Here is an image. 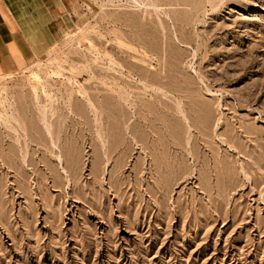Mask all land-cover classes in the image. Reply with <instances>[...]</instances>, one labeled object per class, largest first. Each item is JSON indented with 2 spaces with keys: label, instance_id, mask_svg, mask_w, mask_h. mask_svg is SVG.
<instances>
[{
  "label": "rangeland",
  "instance_id": "rangeland-1",
  "mask_svg": "<svg viewBox=\"0 0 264 264\" xmlns=\"http://www.w3.org/2000/svg\"><path fill=\"white\" fill-rule=\"evenodd\" d=\"M76 8L0 71V264H264V0Z\"/></svg>",
  "mask_w": 264,
  "mask_h": 264
},
{
  "label": "crops",
  "instance_id": "crops-1",
  "mask_svg": "<svg viewBox=\"0 0 264 264\" xmlns=\"http://www.w3.org/2000/svg\"><path fill=\"white\" fill-rule=\"evenodd\" d=\"M76 0H0V71L16 73L74 29Z\"/></svg>",
  "mask_w": 264,
  "mask_h": 264
},
{
  "label": "bare ground",
  "instance_id": "bare-ground-1",
  "mask_svg": "<svg viewBox=\"0 0 264 264\" xmlns=\"http://www.w3.org/2000/svg\"><path fill=\"white\" fill-rule=\"evenodd\" d=\"M134 3H135V5L137 6V7H141L142 6V3H137V2H135V1H133ZM152 6V8H153V10L155 11L156 10V8H155V5L154 4H152L151 5ZM156 16V15H155ZM54 145H56L55 143H54ZM55 147V146H54Z\"/></svg>",
  "mask_w": 264,
  "mask_h": 264
}]
</instances>
